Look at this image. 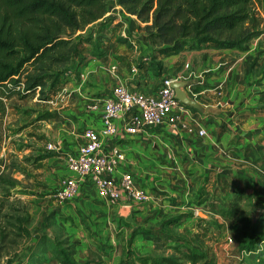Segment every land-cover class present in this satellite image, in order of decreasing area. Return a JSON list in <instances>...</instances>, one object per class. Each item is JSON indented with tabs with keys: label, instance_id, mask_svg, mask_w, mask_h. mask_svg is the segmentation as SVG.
<instances>
[{
	"label": "crops",
	"instance_id": "1",
	"mask_svg": "<svg viewBox=\"0 0 264 264\" xmlns=\"http://www.w3.org/2000/svg\"><path fill=\"white\" fill-rule=\"evenodd\" d=\"M257 4L259 32L243 50L210 46L159 55L144 24L116 0L100 20L77 31L89 40L80 46L81 65L75 72L68 70L61 86L63 108L48 122L50 135H11L17 150L31 155L43 173L39 202L43 213L48 211L42 213L20 264H59L38 240L49 230L44 226L48 216L57 222L64 218L76 261L124 264V250L144 256L162 247L168 219L189 213L217 215L236 193L242 195V206L263 201L264 0ZM164 77L191 80L185 90L205 111L186 105L174 120L169 116L160 126L134 135L123 134L118 119L116 135L103 139L106 148L116 145L126 157L114 176L132 173L136 184L150 194L148 200L110 204L84 181L78 196L59 201L50 188L70 174L66 153L81 145L85 127L101 125V113L85 108L86 97L107 95L118 84L154 93ZM50 142L54 150H47Z\"/></svg>",
	"mask_w": 264,
	"mask_h": 264
},
{
	"label": "trees",
	"instance_id": "2",
	"mask_svg": "<svg viewBox=\"0 0 264 264\" xmlns=\"http://www.w3.org/2000/svg\"><path fill=\"white\" fill-rule=\"evenodd\" d=\"M110 1L0 0V146L7 109L17 108L19 100L32 99L36 94L46 99L47 91L52 90L60 78H66L69 69L77 70L84 59L80 46L89 37L74 33L100 20L108 11ZM260 2L116 0L126 13L144 24L142 29L162 56L210 46L243 50L259 32L257 3ZM76 59H79L77 63ZM1 182L10 188L16 184L14 178L3 172H0ZM241 200V193L234 194L221 214L228 219L236 218L240 225L235 230L234 240L242 253L241 264H264V248L260 245L264 243V218L253 221L238 209ZM3 201L0 195V220ZM14 210L11 230L0 225V257L5 242L15 244L18 238L30 234L25 225L28 213L24 206ZM173 221L168 219L163 227ZM42 245L59 264H88L75 260L66 236L60 239L57 235L43 234ZM169 248L172 252L166 255L151 252L143 256L130 249L124 250L123 255L133 257L140 264H213L206 253L196 251L184 239L175 241Z\"/></svg>",
	"mask_w": 264,
	"mask_h": 264
},
{
	"label": "rangeland",
	"instance_id": "3",
	"mask_svg": "<svg viewBox=\"0 0 264 264\" xmlns=\"http://www.w3.org/2000/svg\"><path fill=\"white\" fill-rule=\"evenodd\" d=\"M76 34L77 32L74 33V35ZM66 81L67 76L66 78H60L57 85H54L52 90L49 89L47 91L46 99H40V95L36 94L32 99L19 100L17 108L10 107L6 111L3 139L0 146V172L7 173L8 176L14 178L16 184L15 187L10 188L9 185L0 183V195L4 200L0 225L10 231V221L15 220L12 218L13 213L16 212L14 209H17L18 206H24L25 211L28 213L25 225L29 228L30 234L28 237L18 238V242L15 244L5 242V246L2 248L0 264H20L22 262V256L26 252V245L32 238V233L35 232L34 229L40 223L41 216L48 212L46 210L43 213L42 204L39 202V198L43 195L38 192V182L43 180V173L38 171V164L34 163L31 155L17 150L19 146L11 138V135H21V133H25L24 135H50L46 131L49 129L48 122L52 121L51 119L62 111L63 102L59 91ZM56 187L54 189L53 187L50 188L51 192L53 191L54 193ZM261 208H264V199L257 205L247 202L245 206H242L241 200L238 209L245 212L255 221L259 217L264 218V211L260 212ZM199 215L200 217H193L189 213L185 214L184 218H182L183 215L171 218L174 221L163 227L164 242L162 247L152 252L170 254L172 250L169 246L174 245L175 241L179 239H184L196 251L206 253L207 259L212 260L213 264H241L242 253L238 250L237 243L234 240L235 230L240 226L236 218H225L221 214V209L217 215H207L206 218L203 217L202 213ZM10 216L11 219L9 218ZM187 218L190 220H187ZM59 219L57 222L56 220H51L48 216L44 226L49 230L44 234L48 235L51 233L52 237L57 235L60 239L65 238L66 231L62 223L64 218L60 216ZM42 236L40 235L38 240L42 241ZM260 245L264 248V243ZM245 255L248 257V254ZM122 262L124 264H140L133 257H128L126 254L122 257ZM202 263L199 262L197 264Z\"/></svg>",
	"mask_w": 264,
	"mask_h": 264
},
{
	"label": "built area",
	"instance_id": "4",
	"mask_svg": "<svg viewBox=\"0 0 264 264\" xmlns=\"http://www.w3.org/2000/svg\"><path fill=\"white\" fill-rule=\"evenodd\" d=\"M170 77H164L154 93H142L128 89L122 84L113 86L107 95L86 97L85 108L89 112H100V128L85 127L80 135L83 139L74 151L65 156L69 175L62 177L54 190L59 201H71L82 189L84 181H89L97 195L110 204L122 199L131 202L148 200L150 194L138 186L132 173L124 172L117 178L116 170L125 162L124 152L116 145L106 148L104 138H112L118 132L116 121H122V132L134 135L151 127L160 126L169 116L174 120L186 105L180 102L171 88ZM204 129L199 130L203 135ZM47 150H54L50 142ZM233 241V239H231Z\"/></svg>",
	"mask_w": 264,
	"mask_h": 264
},
{
	"label": "water",
	"instance_id": "5",
	"mask_svg": "<svg viewBox=\"0 0 264 264\" xmlns=\"http://www.w3.org/2000/svg\"><path fill=\"white\" fill-rule=\"evenodd\" d=\"M191 85V80H178L172 82L171 88L174 90L175 96L180 102L184 103L189 107H193L201 112H204V107L199 102L189 97L188 92L185 90L186 87Z\"/></svg>",
	"mask_w": 264,
	"mask_h": 264
}]
</instances>
